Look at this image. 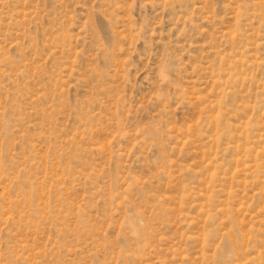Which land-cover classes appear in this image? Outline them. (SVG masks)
<instances>
[{
    "label": "rangeland",
    "instance_id": "rangeland-1",
    "mask_svg": "<svg viewBox=\"0 0 264 264\" xmlns=\"http://www.w3.org/2000/svg\"><path fill=\"white\" fill-rule=\"evenodd\" d=\"M0 264H264V0H0Z\"/></svg>",
    "mask_w": 264,
    "mask_h": 264
}]
</instances>
